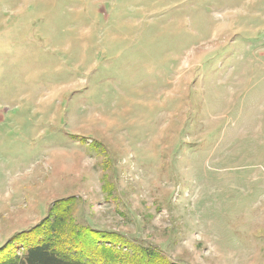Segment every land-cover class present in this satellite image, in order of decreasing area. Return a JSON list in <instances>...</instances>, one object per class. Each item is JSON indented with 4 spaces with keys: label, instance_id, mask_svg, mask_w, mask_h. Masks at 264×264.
<instances>
[{
    "label": "rangeland",
    "instance_id": "obj_1",
    "mask_svg": "<svg viewBox=\"0 0 264 264\" xmlns=\"http://www.w3.org/2000/svg\"><path fill=\"white\" fill-rule=\"evenodd\" d=\"M71 197L175 264H264V0H0L2 251Z\"/></svg>",
    "mask_w": 264,
    "mask_h": 264
},
{
    "label": "trees",
    "instance_id": "obj_2",
    "mask_svg": "<svg viewBox=\"0 0 264 264\" xmlns=\"http://www.w3.org/2000/svg\"><path fill=\"white\" fill-rule=\"evenodd\" d=\"M75 205L73 197L55 201L40 223L8 240V252L0 248V264H175L156 248L80 224Z\"/></svg>",
    "mask_w": 264,
    "mask_h": 264
}]
</instances>
